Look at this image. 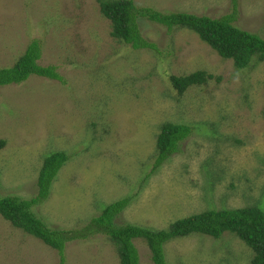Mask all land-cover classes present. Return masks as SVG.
Masks as SVG:
<instances>
[{
  "label": "rangeland",
  "instance_id": "rangeland-1",
  "mask_svg": "<svg viewBox=\"0 0 264 264\" xmlns=\"http://www.w3.org/2000/svg\"><path fill=\"white\" fill-rule=\"evenodd\" d=\"M140 7L220 19L233 0H133ZM235 25L264 38V0H237ZM160 53L111 36L98 0H0V69L33 40L42 66L63 81L31 76L0 87V198L39 194L45 158L65 152L49 197L33 207L49 226L83 227L104 208L133 198L117 218L154 230L209 210H264V61L237 69L188 29L141 19ZM206 71L208 84L179 94L171 76ZM167 122L193 128L180 151L152 173ZM149 177L147 178V176ZM140 264H154L136 240ZM168 264H251L237 236L193 234L165 246ZM65 264H120L103 235L68 244ZM0 264H61L60 255L0 215Z\"/></svg>",
  "mask_w": 264,
  "mask_h": 264
},
{
  "label": "trees",
  "instance_id": "trees-1",
  "mask_svg": "<svg viewBox=\"0 0 264 264\" xmlns=\"http://www.w3.org/2000/svg\"><path fill=\"white\" fill-rule=\"evenodd\" d=\"M234 2L236 12L237 0ZM101 14L111 23V36L130 45L134 50H152L160 53L155 43L147 40L139 21L166 27L168 30L188 29L209 45L220 57L232 60L237 69L249 67L253 60L264 61V38L235 25V15L220 19L185 12H162L150 7H140L133 0H98ZM40 40H33L25 53L12 67L0 69V87L19 85L35 75L50 80L63 81L56 66H42ZM215 77L206 71L187 76H171L173 88L184 94L189 88L208 84ZM193 128L186 124L167 122L161 126L157 137L156 160L152 173L180 151L181 143L190 137ZM6 142L0 140V149ZM69 161L65 152L49 154L38 178L39 194L31 199L16 196L0 198V215L15 228L37 238L56 250L61 264H65L68 244L103 235L115 244L120 264H140L136 240H143L154 264H168L165 246L176 239L202 234L219 239L230 232L242 240L254 253L251 264H264V210L257 206L240 209L209 210L172 223L168 229L154 230L130 223L118 224L117 218L128 208L133 198L127 197L107 205L102 213L78 229L49 226L37 217L33 207L44 202L59 172ZM149 175L147 176V178Z\"/></svg>",
  "mask_w": 264,
  "mask_h": 264
}]
</instances>
